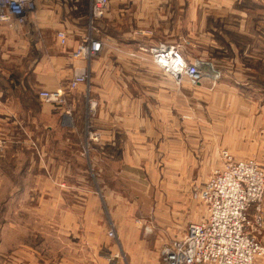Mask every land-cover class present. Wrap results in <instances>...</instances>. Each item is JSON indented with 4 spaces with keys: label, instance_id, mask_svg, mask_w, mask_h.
I'll return each instance as SVG.
<instances>
[{
    "label": "rangeland",
    "instance_id": "374dc122",
    "mask_svg": "<svg viewBox=\"0 0 264 264\" xmlns=\"http://www.w3.org/2000/svg\"><path fill=\"white\" fill-rule=\"evenodd\" d=\"M27 25L16 29L28 44L0 60V104L13 107L0 109V264L27 249L39 264H164L162 249L207 216L199 189L224 154L264 171V81L212 73L190 40L170 45L204 77L175 80L135 35L133 49L86 62L88 83L68 91L71 65H54L55 47ZM41 56L55 74L34 72ZM40 90H63L65 104Z\"/></svg>",
    "mask_w": 264,
    "mask_h": 264
},
{
    "label": "crops",
    "instance_id": "0c3cea01",
    "mask_svg": "<svg viewBox=\"0 0 264 264\" xmlns=\"http://www.w3.org/2000/svg\"><path fill=\"white\" fill-rule=\"evenodd\" d=\"M89 4L90 0H37L36 13L26 20V27L31 26L30 40H36L41 47L54 46L49 59L59 66L69 63L72 77L86 67V61L73 54L88 30ZM98 27L103 54L133 49L134 44L137 46V31L149 30L152 36L145 40L147 45L158 42L183 45L190 40L199 55L196 57L210 66L212 73H225L234 80L264 81V0H108ZM16 28L0 26V60L4 62H9L14 52L20 54L22 45L28 44V38ZM57 31L65 32L64 44L55 37ZM41 58L36 60L34 72L55 74L57 69L46 68L45 56ZM2 76L5 80L7 74ZM262 89L259 93H264ZM251 91L255 93L254 89ZM123 92L129 93L127 89H116L118 96ZM2 94L5 93L0 90ZM2 107L4 111L13 108L6 95ZM9 261V264H39L30 249L9 257Z\"/></svg>",
    "mask_w": 264,
    "mask_h": 264
},
{
    "label": "built area",
    "instance_id": "2783aa9c",
    "mask_svg": "<svg viewBox=\"0 0 264 264\" xmlns=\"http://www.w3.org/2000/svg\"><path fill=\"white\" fill-rule=\"evenodd\" d=\"M36 0H0V25L9 29L24 27L36 10ZM108 0H90L88 30L74 51V57L86 62L102 51L103 39L97 22L107 10ZM144 40L152 36L149 30L137 31ZM61 44L66 41L64 31H58ZM153 63L177 80L186 76L191 84H198L204 74L199 64H190L181 51L170 44L139 45ZM88 67V66H87ZM86 70V69H85ZM76 73L67 85L74 91L88 83L87 72ZM39 99L56 106L66 102L63 90H40ZM70 123V113L64 112ZM198 197L205 205L207 216L198 223H189L184 236L172 241L161 251L164 264H255L264 254V171L252 161H235L223 155V165L213 171L199 189ZM110 231L109 236L114 237Z\"/></svg>",
    "mask_w": 264,
    "mask_h": 264
},
{
    "label": "water",
    "instance_id": "95a60500",
    "mask_svg": "<svg viewBox=\"0 0 264 264\" xmlns=\"http://www.w3.org/2000/svg\"><path fill=\"white\" fill-rule=\"evenodd\" d=\"M205 70V69H204Z\"/></svg>",
    "mask_w": 264,
    "mask_h": 264
}]
</instances>
